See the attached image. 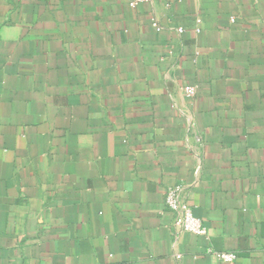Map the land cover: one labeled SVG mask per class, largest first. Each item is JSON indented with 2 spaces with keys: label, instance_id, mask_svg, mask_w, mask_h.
<instances>
[{
  "label": "crops",
  "instance_id": "crops-1",
  "mask_svg": "<svg viewBox=\"0 0 264 264\" xmlns=\"http://www.w3.org/2000/svg\"><path fill=\"white\" fill-rule=\"evenodd\" d=\"M0 264H264V0H0Z\"/></svg>",
  "mask_w": 264,
  "mask_h": 264
},
{
  "label": "built area",
  "instance_id": "built-area-1",
  "mask_svg": "<svg viewBox=\"0 0 264 264\" xmlns=\"http://www.w3.org/2000/svg\"><path fill=\"white\" fill-rule=\"evenodd\" d=\"M144 1V0H133V3ZM153 25L156 26V22L153 21ZM178 31H182V27L178 28ZM182 93L185 96H193L195 94L194 85H184L182 88ZM180 188L176 186H171L167 189L165 193L164 203L174 213L173 224L184 231H189L196 234L205 233V226L200 218L196 217L190 206L179 197ZM216 259L221 261H232L236 257L234 252H211Z\"/></svg>",
  "mask_w": 264,
  "mask_h": 264
}]
</instances>
